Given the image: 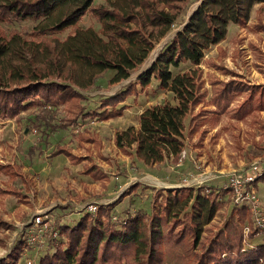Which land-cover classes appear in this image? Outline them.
Here are the masks:
<instances>
[{"label": "trees", "instance_id": "1", "mask_svg": "<svg viewBox=\"0 0 264 264\" xmlns=\"http://www.w3.org/2000/svg\"><path fill=\"white\" fill-rule=\"evenodd\" d=\"M190 1L0 0V23L35 22L31 38L17 30L7 34L0 30V120L17 118L30 106L49 110L64 106L67 118L61 128H76L87 119L107 121L121 117L127 108L123 103L156 80L160 90L173 94L176 104L165 100L149 106L138 115L137 126L118 130L113 137L118 151L146 167L164 160L178 165L186 140L202 148L225 114L238 121L251 117V123L264 130L257 117L264 111V87L244 82L219 57L205 58L208 49L225 39L229 24L245 26L253 6L264 0H198L181 29L134 81L102 98L97 108L87 109L82 103L86 97L81 92L91 89L104 73L113 72L107 80L111 85L129 79L170 33ZM87 14L97 29L80 25ZM255 28L264 32V23ZM66 30L65 38L56 36ZM185 63L192 67L172 73L171 68ZM204 67L230 79L206 73ZM239 97L238 107L231 108ZM77 134L79 146L89 144L99 151V142L86 129ZM89 153L76 155L57 145L50 156L63 154L70 164H82L80 173L104 186L109 178ZM18 170L0 163V175L10 179L22 176ZM263 176L264 172L258 178ZM220 194L210 186L159 189L150 213L127 214L119 226L112 215L117 203L98 205L73 225L54 226L56 236L47 239L54 251L42 255L37 264H264V242L245 247V239L260 232L250 211L232 203L228 212ZM6 195L22 196L0 187V196ZM245 224L250 227L247 235ZM0 228H8L2 219ZM30 247L20 236L0 264H18Z\"/></svg>", "mask_w": 264, "mask_h": 264}, {"label": "rangeland", "instance_id": "2", "mask_svg": "<svg viewBox=\"0 0 264 264\" xmlns=\"http://www.w3.org/2000/svg\"><path fill=\"white\" fill-rule=\"evenodd\" d=\"M101 1L95 0L96 3ZM198 4V0L188 3L170 33L155 46L129 79L111 85L107 80L113 72L108 71L96 80L91 89L80 91L86 97L82 102L86 108H97L102 98L123 89L145 71ZM259 22L264 23V3L253 6L245 26L229 24L225 39L208 49L205 58L219 57L244 82L264 87V32H258L255 28ZM34 25L35 22L30 20L0 23V30L6 34L17 30L31 38L34 37ZM80 25H92L96 29L99 27L88 14L81 19ZM68 31L56 36L63 39ZM191 67L185 63L171 68V71L176 74ZM204 71L224 80L230 79L229 75L205 67ZM157 84L153 80L137 97H129L123 103L127 108L121 117L107 121L87 119L73 129L59 126L67 118L64 106L56 110L47 109L49 106H30L22 110L17 118L0 120V163L14 165L22 174L15 179L0 175V187L20 191L22 195L20 199L12 195L0 196V219L8 224V228H0V258L7 255L20 236L33 237L31 230L36 216H47L53 227L73 225L85 211H89L90 206L97 209L98 205L117 203L112 208V215L115 224L119 226L127 214L138 211L150 213L153 194L159 189L171 191L182 187H215L221 193L224 207L230 211L232 202L228 192H225L230 178L254 176L252 167L255 165L258 171H264V130L253 125L251 117L238 121L225 114L219 117L217 125L207 134L202 148H195L192 142L186 140L178 165L164 160L160 164L146 167L142 162L118 151L113 137L118 130L137 126L138 115L149 106L162 104L165 100L176 104L173 94L160 90ZM241 100V97L235 100L231 108L238 107ZM257 115L264 123V111ZM81 128L96 138L100 144L99 151L92 149L89 144L79 146L77 133ZM57 145L65 146L76 155L84 156L90 152L109 180L102 186L80 173L82 164H70L63 154L50 156ZM251 188L264 211V176L257 178ZM124 192L127 194L117 202ZM49 237L47 235L41 243L35 240L21 255L18 264H27L28 261L37 264L42 255L53 252V243L47 240ZM60 239L63 241V237ZM263 242L264 235L259 233L252 239L246 238L245 247H255Z\"/></svg>", "mask_w": 264, "mask_h": 264}, {"label": "built area", "instance_id": "3", "mask_svg": "<svg viewBox=\"0 0 264 264\" xmlns=\"http://www.w3.org/2000/svg\"><path fill=\"white\" fill-rule=\"evenodd\" d=\"M254 176L246 175L242 176H233L229 180V197L232 203L236 206H244L251 213L252 224L264 235V211L260 205V201L256 196V193L252 190V182L255 181L264 171H258L259 168L257 165L252 167ZM96 209L95 206H90L89 211L94 212ZM33 228L31 233L33 237L27 236V242L30 245L34 244L35 240L41 243V240L46 238L47 235L53 237L56 236L55 231H51L52 225L49 222L47 216H36L33 221ZM250 227L246 224L244 226V234L247 235ZM52 232V233H51ZM48 233V234H47ZM258 235V234H257ZM27 264H35L31 261H28Z\"/></svg>", "mask_w": 264, "mask_h": 264}, {"label": "crops", "instance_id": "4", "mask_svg": "<svg viewBox=\"0 0 264 264\" xmlns=\"http://www.w3.org/2000/svg\"><path fill=\"white\" fill-rule=\"evenodd\" d=\"M88 177V176H87Z\"/></svg>", "mask_w": 264, "mask_h": 264}]
</instances>
